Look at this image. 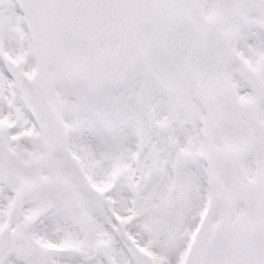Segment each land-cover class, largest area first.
<instances>
[{
	"label": "snow or ice",
	"instance_id": "6c2138e0",
	"mask_svg": "<svg viewBox=\"0 0 264 264\" xmlns=\"http://www.w3.org/2000/svg\"><path fill=\"white\" fill-rule=\"evenodd\" d=\"M0 264H264V0H0Z\"/></svg>",
	"mask_w": 264,
	"mask_h": 264
}]
</instances>
